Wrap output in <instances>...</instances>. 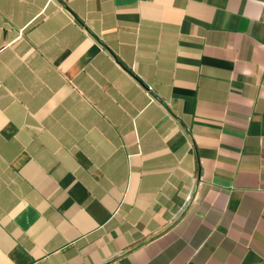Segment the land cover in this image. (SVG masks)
I'll use <instances>...</instances> for the list:
<instances>
[{
	"label": "crops",
	"instance_id": "crops-1",
	"mask_svg": "<svg viewBox=\"0 0 264 264\" xmlns=\"http://www.w3.org/2000/svg\"><path fill=\"white\" fill-rule=\"evenodd\" d=\"M0 264H264V0H0Z\"/></svg>",
	"mask_w": 264,
	"mask_h": 264
},
{
	"label": "built area",
	"instance_id": "built-area-1",
	"mask_svg": "<svg viewBox=\"0 0 264 264\" xmlns=\"http://www.w3.org/2000/svg\"><path fill=\"white\" fill-rule=\"evenodd\" d=\"M151 87H148V92L150 93Z\"/></svg>",
	"mask_w": 264,
	"mask_h": 264
}]
</instances>
